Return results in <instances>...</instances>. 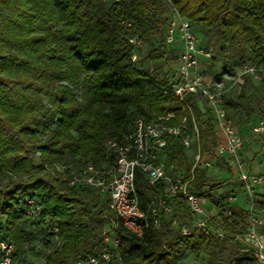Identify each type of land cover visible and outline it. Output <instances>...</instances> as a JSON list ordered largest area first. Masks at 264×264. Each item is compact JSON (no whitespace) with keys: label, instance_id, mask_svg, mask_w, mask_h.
I'll list each match as a JSON object with an SVG mask.
<instances>
[{"label":"trees","instance_id":"16d2710c","mask_svg":"<svg viewBox=\"0 0 264 264\" xmlns=\"http://www.w3.org/2000/svg\"><path fill=\"white\" fill-rule=\"evenodd\" d=\"M171 7L190 23L199 46L217 47L216 54L200 59L204 75L212 83H223L224 75L241 79L233 91L224 89L223 108L246 145L243 127L251 132L258 122L251 116L264 115V76L256 81L242 74L245 65L264 64V0H0V238L14 246L10 264H74L104 251L111 254L107 264H181L188 254L219 264L227 247L240 252L231 264H258L231 240L249 214L232 206L223 240L197 230L180 236L187 210L178 204L177 226L164 220L142 237L119 228L120 247L114 250L103 236L115 219L108 196L69 187L52 172L55 166L71 171L98 165L104 141L120 138L136 117L150 121L173 114V123L179 122L169 82L181 43L176 38L163 44ZM135 34L145 41L143 57L128 43ZM132 52L138 61L131 60ZM145 59L167 64V71L152 76L143 68ZM215 65L220 74L213 72ZM186 99L200 152L210 153L217 144L212 114L192 96ZM165 152L167 164L188 174L192 163L180 140L169 139ZM222 165L220 159L215 166ZM209 170L195 168L188 189L203 191L221 212L229 204L214 194L224 180ZM136 187L142 208L163 191L162 183L148 186L140 173ZM27 198L41 207L33 218L26 214ZM252 211L264 220V191L255 193Z\"/></svg>","mask_w":264,"mask_h":264},{"label":"built area","instance_id":"2783aa9c","mask_svg":"<svg viewBox=\"0 0 264 264\" xmlns=\"http://www.w3.org/2000/svg\"><path fill=\"white\" fill-rule=\"evenodd\" d=\"M176 38L180 40L181 48L177 54L176 74L169 86L177 98L181 113L179 122L173 123V114L161 115L150 121L136 117L129 130L120 138H107L104 141V159L98 165L88 164L71 171L55 166L52 170L69 187L88 188L98 195L108 196L109 208L115 219L103 230V236L104 242L114 250L120 247L119 228L136 237H142L149 228L159 229L164 220H171L172 225L177 226L181 218L177 211L178 204L187 210V218L181 219L180 236H190L195 230L217 240H223L227 236L225 222L229 223L233 216L231 205L214 215L209 213L204 206L205 198L201 196L203 191L188 189L194 179L195 168L212 169L218 160L223 159L233 169V175L241 184L251 205L256 188L264 185V170L255 173L244 167L241 151L245 140L230 122L223 108L222 83H212L203 73L200 59L210 58V52L199 46L190 23L171 7L163 44L170 45ZM128 43L135 49L145 45L143 38L136 34L129 37ZM131 60H139L136 52H132ZM242 74L259 81L264 76V64L258 67L245 65L242 67ZM188 95L210 111L214 133L217 137L222 135L223 139L217 142L210 153L200 152L193 108L186 99ZM251 133L258 138L264 136V116L251 129ZM171 138L180 140L186 151L195 144L193 162L188 174L177 171L174 163H166L165 147ZM137 173L142 175L148 186L163 184L162 194L153 193L145 208L141 207L136 187ZM25 202L28 217L33 218L39 214L41 207L35 200L27 198ZM248 212L243 221L242 232L232 235L231 240L240 245L244 252H250L258 264H264V231L260 230L264 226V220L253 213L252 209ZM56 231L54 228L53 232ZM13 250L11 242L0 238V264H10ZM110 259L111 254L104 251L99 257L80 258L74 264H107ZM117 262L120 264L119 260Z\"/></svg>","mask_w":264,"mask_h":264},{"label":"rangeland","instance_id":"374dc122","mask_svg":"<svg viewBox=\"0 0 264 264\" xmlns=\"http://www.w3.org/2000/svg\"><path fill=\"white\" fill-rule=\"evenodd\" d=\"M198 28L199 26H196V29ZM201 40L205 44L209 41V40L207 41V39L204 37H201ZM216 48H217L216 46H213V42H211L209 45L208 51L210 52V54H214V53L216 54L217 53ZM146 51H147L146 47L145 46L142 47V49H140L139 51V56L143 57L144 55H146ZM143 68L148 73H150L152 76H155V75L161 76L164 72L167 71L168 66L167 64H162L160 62H150L145 59ZM213 72L215 74H220L221 67L219 65H215ZM222 80H223V83H222L223 88L224 89L227 88L228 91H233V87L235 86V84L237 83L239 84L241 82L240 78L234 81L227 75L222 76ZM263 116H264L263 114L259 113V114H254L253 116H251V118L254 122H256V121H259ZM243 135L245 136V139H246V144H247L246 146H247L248 154L251 157H253V160H257L260 164H263L264 163V139L261 140V139L255 138V136L251 135V132L249 131V129H245L244 127H243ZM194 152H195V144L192 146L190 150L186 151L187 157L191 163L193 162L192 160H193ZM227 166H228L227 164L225 166L223 165L215 166L208 171L209 175L214 176L216 179H223L224 180L223 183H226L228 185L232 184L230 182L233 181L232 186L233 188H235L236 192L238 193V198L236 202L234 201L233 203H231V206L235 204H245L244 194L246 195V193L242 189L241 184L238 182L237 178L232 173H228V171L229 172L231 171H230V167L229 166L227 167ZM260 169H263V167L261 166ZM222 187H223V184L221 185L220 189ZM223 195L227 197L225 193ZM239 254L240 252L238 251L237 248L227 247L224 253L222 254V257L220 258V260L218 262L216 261V263L231 264L230 258L238 256ZM40 263L41 262L39 260L35 261V264H40ZM181 264H210V262L207 256L205 255L188 254L182 260Z\"/></svg>","mask_w":264,"mask_h":264},{"label":"crops","instance_id":"0c3cea01","mask_svg":"<svg viewBox=\"0 0 264 264\" xmlns=\"http://www.w3.org/2000/svg\"><path fill=\"white\" fill-rule=\"evenodd\" d=\"M140 49H142V48H140ZM251 135H253V134L251 133ZM255 138L258 139V137H256V136H255ZM222 139H223L222 138V135H219L217 137V142L218 141H221ZM246 145H244V148H243V150L241 152L245 169L247 171L255 172V173L262 172L264 170V163L263 164H260L257 160H253V157H251L248 154V152H247V146ZM261 166L263 167V169H260ZM230 170H231V173L233 174V169L230 168ZM230 183H232V184L228 185L226 183H223V187L221 189H219L214 194V195H216V198L217 199H220L221 197H223L224 198L223 199L224 202H228L229 205H231V203H233L234 201L236 202L237 201V198H238V193L236 192L235 188H233V186H232L233 185V181H231ZM263 191H264V185L256 188L255 193H262ZM224 193L227 195V197L225 195H223ZM244 197H245V204H235L232 207H234V208H240V209L245 210V211L251 210L253 208V204L252 205L250 204L251 202H249L250 200L248 199V197L245 194H244ZM204 206L209 211V213L211 215H214L218 211L217 210V207H215L213 205V203L210 202L207 199H205V205ZM260 230H263L264 231V226L260 227Z\"/></svg>","mask_w":264,"mask_h":264}]
</instances>
